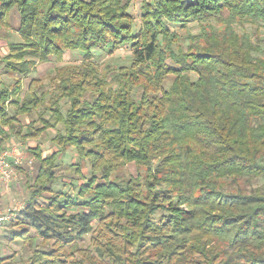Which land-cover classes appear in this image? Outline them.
Segmentation results:
<instances>
[{
  "label": "trees",
  "instance_id": "16d2710c",
  "mask_svg": "<svg viewBox=\"0 0 264 264\" xmlns=\"http://www.w3.org/2000/svg\"><path fill=\"white\" fill-rule=\"evenodd\" d=\"M134 1L0 0V28L20 17L0 55L16 78L0 81V153L13 136L57 132L52 153L28 148L31 195L8 222L30 256L0 264H264V48L238 29L264 30V0H141L139 22ZM120 44L132 59L108 78L94 50ZM65 51L79 65L21 99L19 78ZM69 148L79 181L59 179Z\"/></svg>",
  "mask_w": 264,
  "mask_h": 264
},
{
  "label": "rangeland",
  "instance_id": "374dc122",
  "mask_svg": "<svg viewBox=\"0 0 264 264\" xmlns=\"http://www.w3.org/2000/svg\"><path fill=\"white\" fill-rule=\"evenodd\" d=\"M141 0H135L129 11L134 15L137 22H139ZM10 20L11 27H1L0 28V55H5L8 52V43L12 40H19L18 35V27L20 24V17L16 10H12L10 12ZM238 29L240 32H245L250 35L254 41H259L261 46L264 48V30L257 29L254 24H244L238 25ZM184 32H191L192 34H197L199 32L198 23H192L184 30ZM94 61L96 64L101 67L102 70H106L108 78L112 77L113 70H116L118 66L128 65L132 59V53L130 49L126 45L120 44L118 47L109 50L107 48H99L94 50ZM82 52L81 51H65L63 53L62 58L50 57L47 61L41 62L36 66V69L27 75L26 77L19 78L21 81L22 90L20 92V98H26L29 89H36L38 93L45 91H52L55 87V83L53 78L55 77V72L62 66H76L82 61ZM115 68V69H114ZM15 77L6 75L3 73V70L0 67V81L6 85H11L15 83ZM169 82V81H168ZM166 82L165 87H169V83ZM11 109V108H10ZM13 111L10 110V113ZM38 118L37 111H34L31 116H20L22 123H28L29 121L36 120ZM40 123L38 122V125ZM56 130L52 129L48 130L43 136L40 138H30L26 141L21 140L13 136L6 144L7 148H11L14 145L19 147L20 156L22 158L21 163L18 165H14L16 170V178L8 184L3 185V188L8 189L9 194L8 197L0 196V203L4 211L12 214H16L21 207L25 206L27 200L30 197L31 189L28 185L33 183V177L36 175V171L38 169V161L35 157L30 153L28 148L40 147L43 150V155H48L52 153V151L57 150L56 146H54L52 138L56 135ZM61 166L58 171L60 175L59 179H64L66 182L74 177L79 181V175L73 173V170L70 169V165L76 166L78 163V156L73 148H69L67 153L61 156ZM16 166V167H15ZM18 166V167H17ZM84 172L87 171L86 168L83 169ZM135 169L133 165L125 166L124 170H122L119 175H127L134 174ZM77 180H74V184L78 183ZM81 181V180H80ZM64 182L59 180L56 183V189L60 191H67V194L74 195L76 194V190L73 187L63 186ZM46 195L40 199V202H46ZM48 201V200H47ZM12 215L10 219H13ZM3 226L0 231V237H2L1 241L4 246L3 251L1 252L2 258L18 254L21 255L22 258L26 259L30 256V248L26 244L20 240V242H14L9 239V237H3L4 233L7 232L8 222ZM4 228L6 230H4ZM12 228V227H11ZM9 234V233H8ZM90 243V236H86L83 240L79 242L80 246L87 247ZM18 258V257H17ZM20 264V263H18Z\"/></svg>",
  "mask_w": 264,
  "mask_h": 264
},
{
  "label": "built area",
  "instance_id": "2783aa9c",
  "mask_svg": "<svg viewBox=\"0 0 264 264\" xmlns=\"http://www.w3.org/2000/svg\"><path fill=\"white\" fill-rule=\"evenodd\" d=\"M21 160L22 158L17 145H14L0 153V184H8L16 178L14 165L20 164ZM23 207H21V209ZM11 216L12 213L4 211L0 203V231L4 226V223L9 220Z\"/></svg>",
  "mask_w": 264,
  "mask_h": 264
},
{
  "label": "crops",
  "instance_id": "0c3cea01",
  "mask_svg": "<svg viewBox=\"0 0 264 264\" xmlns=\"http://www.w3.org/2000/svg\"><path fill=\"white\" fill-rule=\"evenodd\" d=\"M3 185H5V183L4 184H0V196H5V197H8L9 196V194H6V193H8V189L6 188H3ZM14 217H16V214H12ZM9 220H11V219H9ZM8 221V220H7ZM6 224V222L4 223V225ZM4 230H6L5 228H4ZM11 231V229L9 228V227H7V232L6 233H4V235H2L3 237H7L8 238V233ZM1 236V235H0ZM1 239H2V237H0V255H1V252L3 251V248H4V246H3V244H2V241H1ZM4 252V251H3ZM1 257V256H0Z\"/></svg>",
  "mask_w": 264,
  "mask_h": 264
}]
</instances>
